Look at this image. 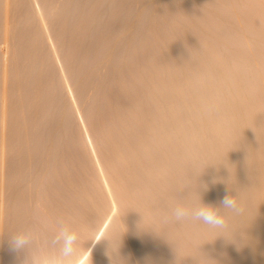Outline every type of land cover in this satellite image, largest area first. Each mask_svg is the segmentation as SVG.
I'll list each match as a JSON object with an SVG mask.
<instances>
[{
    "label": "rangeland",
    "instance_id": "rangeland-1",
    "mask_svg": "<svg viewBox=\"0 0 264 264\" xmlns=\"http://www.w3.org/2000/svg\"><path fill=\"white\" fill-rule=\"evenodd\" d=\"M263 215L264 0H0V264L65 216L72 264H264Z\"/></svg>",
    "mask_w": 264,
    "mask_h": 264
},
{
    "label": "clouds",
    "instance_id": "clouds-1",
    "mask_svg": "<svg viewBox=\"0 0 264 264\" xmlns=\"http://www.w3.org/2000/svg\"><path fill=\"white\" fill-rule=\"evenodd\" d=\"M226 211L236 215L243 213L244 208L238 202L236 194L225 195L219 206L204 204L201 200L199 204L178 202L168 213L161 216V221L163 223L192 221L213 229H223L226 226ZM56 225L50 240L43 241L38 251L37 237L31 228L9 234L7 238L10 249L17 254H26L24 264H72L73 257L78 252L82 226L73 216L58 218ZM89 241L93 247L101 241H107L109 248L111 245L107 236L100 239L93 237ZM119 248L114 251V257L118 255ZM48 249L58 250V255H49Z\"/></svg>",
    "mask_w": 264,
    "mask_h": 264
},
{
    "label": "bare ground",
    "instance_id": "bare-ground-1",
    "mask_svg": "<svg viewBox=\"0 0 264 264\" xmlns=\"http://www.w3.org/2000/svg\"><path fill=\"white\" fill-rule=\"evenodd\" d=\"M263 218H264V215H263ZM263 222H264V221H263ZM179 240H180V239H179ZM159 244H160V243H159ZM180 245H181V244H180ZM157 247H158V246H156L155 249H157ZM150 249H151V248H150ZM159 249H160V246H159V248H158L157 250H159ZM83 250H84V249H83ZM87 250H88V249H87ZM155 251H156V250H155ZM256 251H257V250H256ZM90 252H91V251H90ZM85 253H87V252H85ZM185 255H186V254H185ZM130 257H131V256H130ZM80 258H81V256H80ZM114 258H115V257H114ZM261 258H262V257H261ZM112 259H113V258H112ZM169 259H170V258H169ZM78 260H79V259H78ZM157 260H158V259H157ZM166 260H167V261H166ZM166 260L163 259L164 262H161V263H162V264H170V260H168L167 258H166ZM165 261H166V262H165ZM168 261H169V262H168ZM77 262H78V261H77ZM157 262H158V261H157ZM159 262H160V261H159ZM159 262H158V263H159ZM78 263H79V262H78ZM86 263H87V262H86ZM125 263H126V262H125ZM129 263H130V262H129ZM161 263H160V264H161ZM84 264H85V263H84ZM88 264H89V263H88ZM127 264H128V263H127ZM147 264H148V263H147ZM149 264H150V263H149ZM182 264H183V263H182Z\"/></svg>",
    "mask_w": 264,
    "mask_h": 264
}]
</instances>
